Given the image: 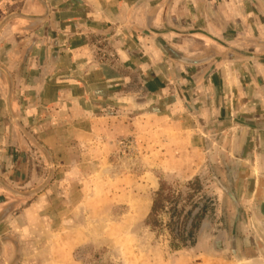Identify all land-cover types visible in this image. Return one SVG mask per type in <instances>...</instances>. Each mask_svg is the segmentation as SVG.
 Returning <instances> with one entry per match:
<instances>
[{
    "label": "crops",
    "instance_id": "crops-1",
    "mask_svg": "<svg viewBox=\"0 0 264 264\" xmlns=\"http://www.w3.org/2000/svg\"><path fill=\"white\" fill-rule=\"evenodd\" d=\"M159 1L44 0L49 15L37 22L25 17L45 15L38 0H1L0 19L4 6L20 14L0 31L12 110L52 152L59 172L69 164L64 155L74 150V135H95L97 126L124 133L163 121L190 134L192 126H203L207 137L211 126L250 132L262 125L239 119L264 118V0ZM8 94L0 73V177L27 190L28 144L10 114ZM254 141L242 142L241 149L253 148ZM192 142L202 165L203 147ZM240 163L259 161L240 156ZM62 175L45 194L56 196V207H62L60 197L68 198L57 188ZM261 189L253 192L254 210L264 220ZM70 190L67 207L77 204L80 192L75 184ZM2 223L26 237L27 206Z\"/></svg>",
    "mask_w": 264,
    "mask_h": 264
},
{
    "label": "rangeland",
    "instance_id": "rangeland-1",
    "mask_svg": "<svg viewBox=\"0 0 264 264\" xmlns=\"http://www.w3.org/2000/svg\"><path fill=\"white\" fill-rule=\"evenodd\" d=\"M3 9L0 23L14 13ZM246 119L240 123L262 125L250 132L211 126L207 137L203 126H192L190 134L163 121H145L137 132L124 133L97 126L95 135H74L76 147L64 155L69 164L61 172L52 152L26 136L27 190L0 177V264H264V220L253 198L255 189L264 188V118ZM190 138L203 147L202 165L196 164L200 156L190 149ZM246 140L256 146L241 149ZM240 156L258 158L259 164H237ZM58 173L63 181L57 188L68 197L59 198L62 207L55 206L56 196H45ZM73 184L79 197L67 207ZM163 184L165 194L170 187L184 200L190 194L201 204L209 200L192 246H177L165 228L166 211L159 212L157 224L151 219ZM24 206L31 225L26 237L2 223Z\"/></svg>",
    "mask_w": 264,
    "mask_h": 264
},
{
    "label": "trees",
    "instance_id": "trees-1",
    "mask_svg": "<svg viewBox=\"0 0 264 264\" xmlns=\"http://www.w3.org/2000/svg\"><path fill=\"white\" fill-rule=\"evenodd\" d=\"M194 185L195 182L188 183L189 187ZM165 189L163 184L156 193L151 219L157 224L159 212L166 211L169 215V222L165 225V228L170 230L173 239L178 243L177 246H192L196 243V234L200 230L202 221L206 217L209 200L206 199L201 204L195 200V194H190L184 200L182 199V194L175 193L172 188L167 187V194H165ZM156 224H153V226H156Z\"/></svg>",
    "mask_w": 264,
    "mask_h": 264
},
{
    "label": "water",
    "instance_id": "water-1",
    "mask_svg": "<svg viewBox=\"0 0 264 264\" xmlns=\"http://www.w3.org/2000/svg\"><path fill=\"white\" fill-rule=\"evenodd\" d=\"M39 2H41V4L45 7L46 9V13L44 16H40V17H36V16H22V17H25L29 20H33V21H37V22H43L47 16L49 15V6L44 2V0H38ZM16 16H20V14H12L11 16L7 17L5 20H3L1 23H0V31L2 29V27L5 25V23L10 20V18H13V17H16ZM174 56L180 60L181 62H184V63H189L188 60H185L183 57H181L180 54L178 53H175L174 52ZM0 73H3L7 80H8V84H9V94H8V107H9V110H10V114L11 116L13 117L14 119V122L16 123V125L20 128V130L23 132V134H25L35 145L42 147V145L35 139V137L28 131L25 130V128L23 127V125L21 124V122L19 121V119L16 117V115L14 114L13 110H12V107H11V93H12V89H13V82H12V79H11V76L9 74V72L0 65ZM0 183L2 184V181L0 180Z\"/></svg>",
    "mask_w": 264,
    "mask_h": 264
}]
</instances>
